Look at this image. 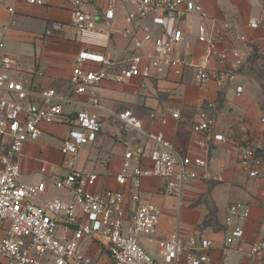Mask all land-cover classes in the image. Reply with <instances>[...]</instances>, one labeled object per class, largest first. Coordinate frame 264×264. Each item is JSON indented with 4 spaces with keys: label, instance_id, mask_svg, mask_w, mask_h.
<instances>
[{
    "label": "crops",
    "instance_id": "0c3cea01",
    "mask_svg": "<svg viewBox=\"0 0 264 264\" xmlns=\"http://www.w3.org/2000/svg\"><path fill=\"white\" fill-rule=\"evenodd\" d=\"M74 1L45 0V4L39 6L22 0H0V25L6 27L5 53L18 58L19 79L25 87L52 88L68 94L71 92L74 61L81 50L109 54L118 61V67H122L127 59L125 52L131 47V39L124 36V31L133 29L137 38H143L140 29L125 22L134 5L120 3L114 7L115 18L110 27L98 18L97 29L110 32L105 45L81 42L71 26ZM82 2L84 9L95 16L103 15L108 8V0ZM199 3L207 12L208 19L202 22L197 14H190L176 24L170 22L167 27L170 30L176 26L184 35V44L173 47V57L201 60L206 44L199 41L200 27L205 28L210 38H216L215 29L222 30L225 37L218 44L219 48L236 49L242 56L243 63L234 84L224 88L217 87L214 81L198 84L192 69H187L182 76L169 72L152 78L145 82V89L141 88L143 81L139 78L125 83L104 80L88 95L79 98L80 102L87 103L95 96L102 107L101 110H90L97 113L103 122V130L96 141L82 147L76 157H68L63 155L61 146L68 137L70 125L66 121L43 124L40 138L27 143L18 157L19 181L23 184L47 182V192L35 200L42 206L53 199H73L72 190L52 187V182L67 176L71 170L98 176L97 181L88 187L90 191L122 190L116 176L122 169L126 146L144 148L147 156L142 167L152 168L149 159L152 143L137 132H125L115 116L130 111L142 121L146 132L161 133L182 155L208 160L210 179L188 182L181 196L162 192L167 184L165 179L152 176L143 180L141 201L161 210L156 233L139 238L155 264L158 258L166 264L159 254L158 244L176 232L184 244L192 235L210 240V264H264V256L251 260L239 250L240 246L248 249L256 241L264 239V176L250 177L240 164L245 148H257L264 142V123L261 122L264 117V0H199ZM53 22L63 24L64 30L47 36V26ZM257 22L259 27L253 29L251 25ZM241 37H245V41H240ZM15 48L23 52L22 57L15 54ZM145 50L153 51V47L149 45ZM91 67L98 68L96 65ZM221 67L216 61L208 64L210 70ZM239 86L243 87L241 95L236 90ZM209 101L217 107L209 114L227 139L202 148L197 142L204 137L194 133L192 125ZM80 108L78 104L67 106L64 118L73 117ZM176 112L179 118L173 117ZM199 174L203 175V170H199ZM215 175H219L221 180L212 179ZM237 203L250 209L248 218L230 215L229 208ZM124 206L128 225L134 210L128 196ZM229 217H232L230 224L227 222ZM234 225L241 228V236L233 247L227 249L225 243ZM82 247L99 264H112L106 250L97 243L86 240Z\"/></svg>",
    "mask_w": 264,
    "mask_h": 264
},
{
    "label": "built area",
    "instance_id": "2783aa9c",
    "mask_svg": "<svg viewBox=\"0 0 264 264\" xmlns=\"http://www.w3.org/2000/svg\"><path fill=\"white\" fill-rule=\"evenodd\" d=\"M22 1L39 6L45 4V0ZM120 3L134 5L125 22L140 29L143 38H137L133 29L124 31V36L131 39V47L125 52L127 59L122 67H118V61L109 54L81 50L74 61L71 92L68 94L52 88L25 87L19 79L18 58L5 53L6 27L0 25V264H99L97 259L83 251L82 244L86 240L105 249L112 264H155L139 238L156 233L161 210L141 201L143 180L152 176L165 179L167 184L162 192L181 196L188 182L210 179L208 160L182 155L161 133L146 132L137 116L124 111L115 115L122 129L144 136L152 143L153 149L149 155L152 168L146 169L142 167L147 156L144 148L126 146L123 166L116 176L122 190L90 191L88 187L97 181L98 176L71 170L67 176L52 182V187L72 190L73 199H53L42 206L35 200L47 192V182L23 184L19 181L18 157L27 143L40 138L43 124L66 121L70 125L68 137L61 146L63 155L68 157H76L82 147L96 141L103 130V122L97 113L90 110H101L102 107L95 96L87 103L80 102L79 98L88 95L104 80L125 83L139 78L143 81L141 88L145 89V82L152 78L169 72L182 76L187 69H192L198 84L214 81L217 87L224 88L236 82L243 63L242 56L236 49L219 48L218 44L225 37L222 30L215 29L216 38H210L205 28L200 27L199 41L206 44L201 60L173 57V47L184 44V35L176 26L170 30L167 27L170 22L176 24L190 14H197L202 22L208 19L199 0H108L107 10L98 16L86 11L82 0H75L71 26L80 41L89 45H105L110 32L97 29L98 18L110 27L115 18L114 7ZM64 27L53 22L45 33L52 36L62 32ZM251 27L256 29L259 23H253ZM245 39L241 37L240 41ZM149 45L153 51L145 50ZM213 61L222 67L210 70L208 64ZM92 65L98 68L93 69ZM236 90L238 95L243 93L241 86ZM71 104H78L81 108L73 117L66 119L65 108ZM216 109L214 102H207L192 125L193 132L204 137L197 142L202 148L227 139L209 114ZM173 117L179 118V114L173 113ZM261 122L264 123V117ZM240 164L250 177L264 176V142L257 148H245ZM199 170L204 174L200 175ZM212 179L221 180L219 175ZM127 196L134 204L128 225L124 206ZM229 212L240 219L250 216V209L242 203L233 204ZM231 221L232 217H229L227 222L230 224ZM240 236L241 228L234 225L225 247H233ZM158 245L159 254L166 264H210L212 242L202 236L192 235L184 244L176 232ZM239 250L251 260L260 259L264 256V239L256 241L248 249L240 246Z\"/></svg>",
    "mask_w": 264,
    "mask_h": 264
},
{
    "label": "rangeland",
    "instance_id": "374dc122",
    "mask_svg": "<svg viewBox=\"0 0 264 264\" xmlns=\"http://www.w3.org/2000/svg\"><path fill=\"white\" fill-rule=\"evenodd\" d=\"M16 49V48H15ZM20 53V54H19ZM21 53H23V52H18V50L16 49L15 50V54L17 55V56H19V57H22L23 55L21 54ZM93 257V256H92ZM156 264H163L162 263V260L160 259V258H158L157 260H156Z\"/></svg>",
    "mask_w": 264,
    "mask_h": 264
}]
</instances>
